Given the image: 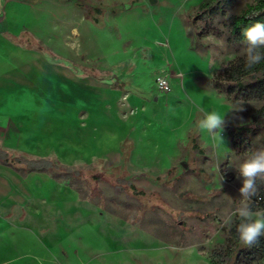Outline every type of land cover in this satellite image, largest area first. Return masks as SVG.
<instances>
[{"label":"rangeland","instance_id":"rangeland-1","mask_svg":"<svg viewBox=\"0 0 264 264\" xmlns=\"http://www.w3.org/2000/svg\"><path fill=\"white\" fill-rule=\"evenodd\" d=\"M201 1L7 0L3 30L29 31L55 54L44 55L49 71L34 68L39 89H16L30 101L24 111L18 105L28 118L17 120L24 128L11 142L18 153L56 159L83 176L62 174L56 189L50 180L49 197L41 194L47 214L1 236L0 264H212V250L235 225L242 186L235 166L248 153L233 148L226 125L219 147L196 125L201 110L228 112L227 120L237 104L213 84L236 54L223 39L189 34L203 25L193 19ZM255 1L236 0L230 11ZM86 6L103 10L98 24ZM9 49L0 45L5 66L43 56ZM238 103L246 109L238 124L262 105ZM253 141L264 148V131ZM119 178L146 195L116 189Z\"/></svg>","mask_w":264,"mask_h":264},{"label":"trees","instance_id":"trees-1","mask_svg":"<svg viewBox=\"0 0 264 264\" xmlns=\"http://www.w3.org/2000/svg\"><path fill=\"white\" fill-rule=\"evenodd\" d=\"M235 4L236 0H202L193 19L194 22L200 20L203 25L196 33L189 31V34L200 41L207 35L223 39L236 54L235 58L215 76L213 84L216 89L224 92L232 103L240 101L262 103L260 107H251L244 113L249 119L248 123L238 124L230 119H227L229 122L226 123L233 148L250 154L257 150L253 135L258 131H264V62L252 70H245L243 49L246 45L243 42L242 29L257 21L264 22V0L248 4L240 13H231L230 9ZM86 8V18L99 23L103 10L92 6ZM0 162L21 170L23 174L46 172L54 178H59L62 174L83 176L79 170L64 166L56 159L16 156L1 149ZM171 172L172 170L169 173ZM93 177L97 180L102 178L100 175ZM257 183L261 184L259 180ZM125 186L135 195H146L144 191L138 190L133 182H125L124 178H119V183L115 187L122 191L125 190ZM261 193L264 194V185H261ZM252 207L253 210L264 209V200L255 201ZM238 223L239 218L236 217L235 225L225 230V243L212 250L210 254L212 264H264V237L260 239L259 244L251 248L242 246L236 236Z\"/></svg>","mask_w":264,"mask_h":264},{"label":"crops","instance_id":"crops-1","mask_svg":"<svg viewBox=\"0 0 264 264\" xmlns=\"http://www.w3.org/2000/svg\"><path fill=\"white\" fill-rule=\"evenodd\" d=\"M6 2L7 0L4 1L2 8L0 9V45L6 46L8 49L11 48L9 50L13 53L20 52L21 55L27 52L33 53L35 51H41L43 53V56L39 58L38 62L34 65L32 64V66L28 65V63L24 61L19 64L15 61L16 64H7L5 66L4 64H1V60H3L1 58L3 51L0 50V149L9 152L12 155L26 156L22 152L18 153L16 146H14L11 142L14 135L16 136L17 132L22 133L24 128V125H18L17 120L24 121L28 118L26 111L22 112V115L17 114L18 105H24V107H22L23 109H21V111H24L28 101H30L29 99L27 101V98L24 97L20 98L17 95L16 89L19 88V85L25 88L35 87L39 89L40 86L38 83H33L35 80V75L33 74L34 68L36 66L35 70L37 72L49 71L50 64L46 59H44V55L46 56L48 53H51L52 55L55 54L44 48V46L40 44L38 45L37 42H35L36 40L32 33L29 31L9 32L3 30V8ZM89 21L94 22L93 20ZM36 53L39 54V52ZM58 77L63 80L65 79V76L60 75L59 73ZM46 84L48 85L49 83ZM117 85H120V83ZM114 86L115 84L111 83V87L114 88ZM127 86L128 83H125V88ZM42 100L37 99V104L41 103L42 105ZM64 101L65 100H62L61 102L59 101V105ZM28 158L40 159L46 157ZM38 173H44L47 177H32ZM50 180L53 182L52 189L58 188L57 186H60L61 184L57 179L46 172H29L27 174H23L21 170H17L12 166L5 165L0 162V238L5 232L14 233V228H16V230L29 229L28 224L31 217L36 220L39 218L41 219L43 215L47 214V212H45V208H43L44 205H47V201H43L44 199L42 195L45 193L47 194V197H49L51 189L49 183ZM68 188H70L69 196L71 198V195L77 194L78 191L76 188L70 185ZM28 196H31V198L33 197L32 205H29V202L27 201ZM61 198L62 200L65 199L64 196ZM79 198H81V195L77 194V197L74 198V202L79 200ZM62 207H64V203L60 208ZM4 263H11V260H6Z\"/></svg>","mask_w":264,"mask_h":264},{"label":"clouds","instance_id":"clouds-1","mask_svg":"<svg viewBox=\"0 0 264 264\" xmlns=\"http://www.w3.org/2000/svg\"><path fill=\"white\" fill-rule=\"evenodd\" d=\"M229 18V17H228ZM243 42L246 45L243 49L244 68L252 70L264 62V22H255L242 29ZM246 109L242 103L234 104L230 107V120L244 122V117L239 115ZM203 115L196 121V125L201 132L211 136L216 146L224 143L221 133L229 118L228 112L223 111H203ZM237 178H242V186L239 188L241 197L240 206L236 207L232 215L239 218L236 225V236L242 246L251 248L260 243L264 237V209L253 210V203L264 200L261 193V185H264V148L257 149L235 166ZM223 179V177H221ZM261 184L258 185L257 181Z\"/></svg>","mask_w":264,"mask_h":264},{"label":"built area","instance_id":"built-area-1","mask_svg":"<svg viewBox=\"0 0 264 264\" xmlns=\"http://www.w3.org/2000/svg\"><path fill=\"white\" fill-rule=\"evenodd\" d=\"M156 79H157V84L159 88L163 90H167L169 88L168 79L165 75H158ZM259 201H262V200H258L257 202Z\"/></svg>","mask_w":264,"mask_h":264}]
</instances>
